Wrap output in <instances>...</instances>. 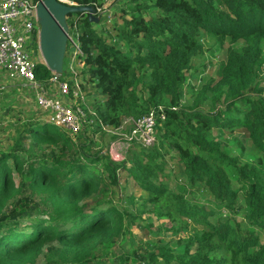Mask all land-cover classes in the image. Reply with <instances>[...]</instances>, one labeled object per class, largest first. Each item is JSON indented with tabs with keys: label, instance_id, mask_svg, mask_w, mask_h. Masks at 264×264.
I'll return each instance as SVG.
<instances>
[{
	"label": "trees",
	"instance_id": "obj_1",
	"mask_svg": "<svg viewBox=\"0 0 264 264\" xmlns=\"http://www.w3.org/2000/svg\"><path fill=\"white\" fill-rule=\"evenodd\" d=\"M69 1L101 7L99 0ZM121 13L119 37L111 42L87 13L69 16L83 66L73 75L67 63V76L57 80L93 86L92 107L110 130L162 108L156 144L132 141L129 155L113 160L96 148L95 138L108 133L99 125L72 139L37 114L18 121L11 144L0 149V264H38L41 257L43 264H148L136 252L116 249L144 213L136 216L109 197L122 177L146 193L142 207L150 205L149 213L183 224L174 234L201 226L176 249H159L164 264H264L256 230L236 220L247 209V223L264 230V169L242 163L233 147L213 137L215 130L242 129L264 154V97L253 94L264 67V0H128ZM205 37L230 47L219 77L195 90L188 74ZM36 76L46 88L56 78L43 64ZM184 86L193 92L188 106ZM168 159L181 166L186 183L176 190L167 183ZM200 188L213 202L200 200ZM126 203L134 206L135 199Z\"/></svg>",
	"mask_w": 264,
	"mask_h": 264
},
{
	"label": "rangeland",
	"instance_id": "obj_2",
	"mask_svg": "<svg viewBox=\"0 0 264 264\" xmlns=\"http://www.w3.org/2000/svg\"><path fill=\"white\" fill-rule=\"evenodd\" d=\"M60 1L63 3L66 2L65 4L70 2L69 0ZM114 1L115 0H99V4L101 6L99 9H103L105 7L107 11L105 13L106 15H96L100 17V21L96 24L95 29L97 33L101 34L108 42L117 41V37H119L117 29L122 26V19H124V16L121 13V8L127 4L128 0H118L117 3H114ZM73 17H76V15ZM67 23L69 24V27L72 25L71 18L68 17ZM69 33L77 41V33L73 30V28L70 27ZM229 47V42L222 43L210 37H205L203 39V53L194 59V68L192 72L188 74L189 83L192 88H195V90L200 89L205 81L217 79L219 77L221 67L226 61ZM71 51V47L67 46L64 61V75L62 79H65L68 73L66 68L67 63L71 64ZM28 52L36 63L45 65L37 44L33 47H29ZM72 65L75 67L71 70L72 74L79 75L81 73L82 65L78 62ZM259 80V92H254L253 94L264 97V67H262L260 71ZM82 87H84L85 90ZM81 88L84 101L92 108L96 100L98 101V97L95 95L96 93L94 87L82 84ZM54 89H56V87H54ZM182 91L183 104L188 106L191 103L193 92L188 89V86H184ZM35 108V97L32 90L25 86L23 82L10 78L9 76L0 75L1 150L6 149L8 145L11 144V136L14 134V125L18 121L25 122L30 118V116L37 114L35 113ZM203 109L208 111L210 109L209 104L206 103L203 106ZM36 118L44 119V117L41 116ZM127 134L128 130L125 129V127L122 129L119 128L118 130H111V132L106 133V135L95 138V141L98 142L96 148L105 152L109 156H112L115 160H123L129 155L128 152H130L127 151V146L125 145V137ZM213 137L216 140L227 144L229 147H233L235 155L241 158L242 163L253 166H261L264 169V154L252 146L251 142L245 137V132L242 129L235 130L233 134L227 130H215ZM169 164L171 165V168L167 183L171 190H176L178 182L181 185L186 183L184 182L181 169L178 168V166H181L177 163H172V161H169ZM201 189L202 188H200L199 193L200 200L213 202L212 196L206 190ZM108 195L115 204H122L126 208H130L129 210L136 216H139V210L144 211L141 217L130 227V231L124 235L122 242L117 244L116 249L122 250L123 252H136L138 255H141V257L146 258L147 263L149 262L148 264H164L163 258L159 256V249L161 247L169 246L176 249L179 246L180 241L187 237L190 230L201 229V226L189 225L188 233L185 230H182L180 233L174 234L171 229L179 228L183 224H177L169 220H159L155 215L149 213L152 210L150 205L142 207V199L146 197V193L142 191L130 177H122L119 186L111 187ZM131 197L135 199L134 206L127 205L126 203V200ZM219 208L218 212H220L221 215L229 214L227 209H224L223 207ZM246 212L247 209L240 211V214L236 216L237 222L241 223L244 229H255L261 242L264 243V230H260L257 227L249 225L244 217ZM222 218L224 219V217ZM152 254L156 255L155 260L151 258ZM38 264H43L42 257L38 261ZM141 264L144 263L142 262Z\"/></svg>",
	"mask_w": 264,
	"mask_h": 264
},
{
	"label": "built area",
	"instance_id": "obj_3",
	"mask_svg": "<svg viewBox=\"0 0 264 264\" xmlns=\"http://www.w3.org/2000/svg\"><path fill=\"white\" fill-rule=\"evenodd\" d=\"M39 1L0 0V75L23 82L34 94L35 113L44 117L45 123L65 131L72 139H76L80 134L90 133L98 125L103 131L111 132L99 122L93 107H89L84 101L79 80L70 84L68 80L59 82L57 79L60 77H56L51 81L50 88L39 84L36 76L38 63L28 52V48L35 44L40 50L41 27L37 14ZM67 4L75 5L71 2ZM103 9H96V15L105 14L107 10ZM68 35V44L72 48L69 71L72 73L71 70L75 68L72 64L80 63L77 58L82 55V50L71 34ZM165 117L164 110L159 108L137 121L126 118L119 128L125 127L128 130L125 137L128 146L134 141L143 147L151 148L156 144V128Z\"/></svg>",
	"mask_w": 264,
	"mask_h": 264
},
{
	"label": "water",
	"instance_id": "obj_4",
	"mask_svg": "<svg viewBox=\"0 0 264 264\" xmlns=\"http://www.w3.org/2000/svg\"><path fill=\"white\" fill-rule=\"evenodd\" d=\"M89 15L90 21L97 24L96 9L90 6L67 5L60 0H40L37 14L41 27L40 52L47 68L61 77L69 41L67 19L73 14Z\"/></svg>",
	"mask_w": 264,
	"mask_h": 264
},
{
	"label": "crops",
	"instance_id": "obj_5",
	"mask_svg": "<svg viewBox=\"0 0 264 264\" xmlns=\"http://www.w3.org/2000/svg\"><path fill=\"white\" fill-rule=\"evenodd\" d=\"M125 145L128 146V144H127L126 142H125ZM111 158H112L113 160H115L112 156H111Z\"/></svg>",
	"mask_w": 264,
	"mask_h": 264
}]
</instances>
